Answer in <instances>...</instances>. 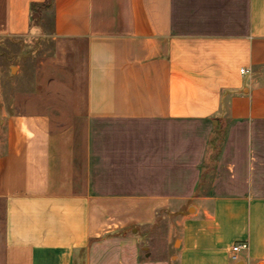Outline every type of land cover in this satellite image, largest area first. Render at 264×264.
Here are the masks:
<instances>
[{"label": "crops", "instance_id": "crops-1", "mask_svg": "<svg viewBox=\"0 0 264 264\" xmlns=\"http://www.w3.org/2000/svg\"><path fill=\"white\" fill-rule=\"evenodd\" d=\"M46 1L0 0V39L37 37L30 7ZM51 13L74 120L8 117L0 264H96L111 234L131 246L125 264H264V0H53ZM160 215L173 253L141 262L124 237Z\"/></svg>", "mask_w": 264, "mask_h": 264}, {"label": "rangeland", "instance_id": "rangeland-1", "mask_svg": "<svg viewBox=\"0 0 264 264\" xmlns=\"http://www.w3.org/2000/svg\"><path fill=\"white\" fill-rule=\"evenodd\" d=\"M39 25L41 33L39 31L37 37L0 39V141L4 140L8 117L17 113L49 114L54 128H65L73 123L75 104L72 101L71 88L64 85V82L67 83L66 71L58 75L53 70L60 68V65L52 62L58 58L51 37L52 13L47 12ZM224 139L223 133L212 132L204 169L214 170L221 157ZM258 139L260 153L264 155V125L258 126ZM206 186H210V183L206 182ZM158 222L159 224L150 232L143 229L129 231L124 237L126 243L138 240L141 262L150 257L161 260L173 253L174 239H167L173 221L169 222L168 216L160 215ZM167 240L170 243V252L166 249ZM120 241V237L114 234L104 237L94 252L95 263H127V259L122 256L131 252V246L128 245L126 248L120 245ZM131 245L134 246V243Z\"/></svg>", "mask_w": 264, "mask_h": 264}, {"label": "trees", "instance_id": "trees-1", "mask_svg": "<svg viewBox=\"0 0 264 264\" xmlns=\"http://www.w3.org/2000/svg\"><path fill=\"white\" fill-rule=\"evenodd\" d=\"M53 11V0L44 3H32L30 7L32 27H39L47 12Z\"/></svg>", "mask_w": 264, "mask_h": 264}, {"label": "built area", "instance_id": "built-area-1", "mask_svg": "<svg viewBox=\"0 0 264 264\" xmlns=\"http://www.w3.org/2000/svg\"><path fill=\"white\" fill-rule=\"evenodd\" d=\"M241 73L244 74V73H246V71H245V70H241ZM248 249H249V245H248L247 243H242V244H238V245H236V246L233 248V253H234V255H233L232 259H233L234 261H237V260H238V258H237V254H238L239 252L243 251V250H248Z\"/></svg>", "mask_w": 264, "mask_h": 264}, {"label": "water", "instance_id": "water-1", "mask_svg": "<svg viewBox=\"0 0 264 264\" xmlns=\"http://www.w3.org/2000/svg\"><path fill=\"white\" fill-rule=\"evenodd\" d=\"M239 264H243V263H239Z\"/></svg>", "mask_w": 264, "mask_h": 264}]
</instances>
